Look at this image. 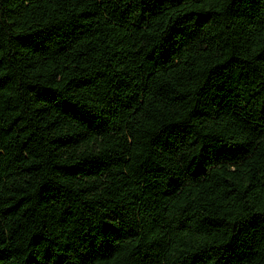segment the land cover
I'll return each mask as SVG.
<instances>
[{"label":"trees","instance_id":"16d2710c","mask_svg":"<svg viewBox=\"0 0 264 264\" xmlns=\"http://www.w3.org/2000/svg\"><path fill=\"white\" fill-rule=\"evenodd\" d=\"M0 264H264V0H0Z\"/></svg>","mask_w":264,"mask_h":264}]
</instances>
